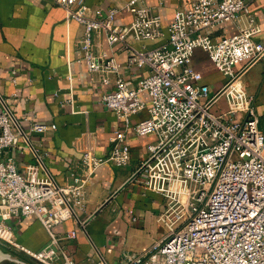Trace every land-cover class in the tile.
<instances>
[{"label": "built area", "instance_id": "obj_1", "mask_svg": "<svg viewBox=\"0 0 264 264\" xmlns=\"http://www.w3.org/2000/svg\"><path fill=\"white\" fill-rule=\"evenodd\" d=\"M52 1L65 9L67 21L82 25L78 42L83 59L89 71L103 72L105 84L114 83L100 100L117 112L124 128L116 131L109 153L84 151L70 171V179L59 183L43 172V155L37 148L35 160L23 169L14 155H4L6 149L18 146L21 137H29L14 111L1 109L0 241L15 245L43 264H80L54 227L75 217L77 207L86 208L94 169L107 161L118 166L130 162L126 129L131 127L137 134L157 136L142 164L147 170L143 183L167 198L168 224L163 238L141 251L123 252L113 264H264V128L254 96L240 79L246 70L239 75L263 56L264 42L254 38L260 27L248 1L190 0L167 24V40L143 49L131 43L129 36L155 39L165 35L162 15L153 12L146 0L108 7L92 6L87 0ZM122 7L133 14L126 24L115 21ZM243 14L247 23L238 24L236 32L218 40L208 34L217 23L239 22ZM96 30L105 32L109 45L121 42L128 50V64L146 66L148 73L130 84L118 72L113 56L106 50L94 51ZM196 47L207 50L215 66L228 76L215 94L191 64ZM11 72L17 83V70ZM111 73H117L114 79ZM67 78L69 95L60 103L76 112L71 64ZM19 96L17 90L12 93L16 101ZM221 96L226 98L227 108L215 112L211 107ZM143 109L148 110V116L132 122ZM23 119L29 122L30 132L58 126L41 120L34 110L25 112ZM22 215L37 216L49 232L50 239L41 248L32 250L13 239L8 220ZM80 223L85 227L84 220ZM67 236H76V231L67 232ZM94 264L111 263L100 258Z\"/></svg>", "mask_w": 264, "mask_h": 264}, {"label": "crops", "instance_id": "obj_2", "mask_svg": "<svg viewBox=\"0 0 264 264\" xmlns=\"http://www.w3.org/2000/svg\"><path fill=\"white\" fill-rule=\"evenodd\" d=\"M126 1L87 0L92 6L104 7L123 5ZM189 1L164 0L160 4L157 0H146L153 12L162 15L165 35L155 39H135L130 35L129 41L141 49L165 42L167 24L173 20L175 11ZM247 1L260 27L254 38L264 42V0ZM132 18V12L125 7L115 15L119 24H126ZM246 23L247 15L243 14L239 22H220L207 32L213 40H218L236 32L238 24ZM82 32V25L76 20L67 21L65 9L52 0H0V110L10 107L22 120L29 137V140L21 137L18 146L6 149L4 155H14L19 168L23 169L35 160L34 148H37L43 155V172L50 173L59 183L70 179L69 173L77 167L84 151L98 155L109 153L116 131L124 128L117 112L100 100V95L115 85L109 86L102 81L103 72L89 71L78 42ZM93 48L96 53L106 50L113 56L119 66L118 72L130 84L148 73L146 66H130L128 50L121 42L109 45L102 30L94 31ZM261 59L264 60V54ZM69 64L74 74L76 112L70 105L60 103L69 95ZM191 64L203 74V82L209 85L212 94L225 84L221 81L226 75L202 47L194 49ZM13 68L17 70V83L12 81ZM116 74L111 73L112 79ZM249 89L264 128V81L250 84ZM16 90L20 94L17 101L12 97ZM142 96L147 98L146 93ZM221 98L224 97L217 102L225 104L223 109L227 108L226 98L225 102L220 101ZM32 110L41 120L56 122L57 128L30 132L29 122L23 119V114ZM148 114V110L143 109L132 117V122ZM126 134L131 146L130 162L118 166L107 161L94 169L86 208L77 207L75 217L54 227L66 249L80 264H94L100 258L116 263L123 252L146 249L166 233L167 198L145 187L143 180L147 170L142 169L125 184L150 156L149 146L157 141V136L154 133L137 134L131 127L126 129ZM106 200L108 202L100 209ZM81 220L85 221V227ZM8 223L13 229V239L32 250L41 248L50 239L49 232L35 215L12 217ZM73 229L76 236L68 237L67 232ZM0 264L43 263L15 245L0 241Z\"/></svg>", "mask_w": 264, "mask_h": 264}, {"label": "rangeland", "instance_id": "obj_3", "mask_svg": "<svg viewBox=\"0 0 264 264\" xmlns=\"http://www.w3.org/2000/svg\"><path fill=\"white\" fill-rule=\"evenodd\" d=\"M240 78L243 79V81L245 82V88L248 90L249 92V86L250 84H258L260 82L264 81V60H259L257 62H255L254 64H252L241 76ZM228 79V76H225V78L221 81L224 82ZM221 83H219L217 85V87L220 85ZM261 94V92H260ZM224 97V96H221ZM220 98V97H219ZM220 101H224L225 102V97L221 98ZM225 104H223L222 102H217L216 101V105H212L211 109L215 112H220L223 109V106ZM261 126H263L261 124Z\"/></svg>", "mask_w": 264, "mask_h": 264}, {"label": "water", "instance_id": "obj_4", "mask_svg": "<svg viewBox=\"0 0 264 264\" xmlns=\"http://www.w3.org/2000/svg\"><path fill=\"white\" fill-rule=\"evenodd\" d=\"M252 64V62L251 63H249L246 67H244V69L241 71V73H239V75L240 74H242L247 68H249V66ZM225 87H226V85L217 93V95H216V97H218L222 92H223V90L225 89ZM152 159V158H151ZM150 159V160H151ZM145 167V165H142L133 175H131V177H129V179L125 182V184H127V183H129L130 181H132L136 176H137V174L143 169ZM124 184V185H125ZM123 185V186H124ZM108 200H110V199H108ZM108 200H106L104 203H103V205H101V207H100V209L108 202ZM98 211H96L94 214H96ZM93 214V215H94Z\"/></svg>", "mask_w": 264, "mask_h": 264}]
</instances>
